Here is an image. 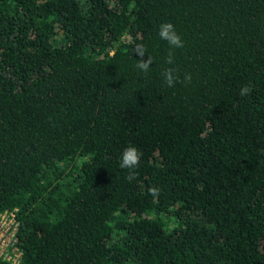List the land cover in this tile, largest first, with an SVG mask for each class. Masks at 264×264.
Returning <instances> with one entry per match:
<instances>
[{
  "label": "trees",
  "instance_id": "trees-1",
  "mask_svg": "<svg viewBox=\"0 0 264 264\" xmlns=\"http://www.w3.org/2000/svg\"><path fill=\"white\" fill-rule=\"evenodd\" d=\"M7 209L0 264H264V0H0Z\"/></svg>",
  "mask_w": 264,
  "mask_h": 264
},
{
  "label": "clouds",
  "instance_id": "clouds-1",
  "mask_svg": "<svg viewBox=\"0 0 264 264\" xmlns=\"http://www.w3.org/2000/svg\"><path fill=\"white\" fill-rule=\"evenodd\" d=\"M159 36L162 40L167 41V43L172 48H182L184 46L180 35L176 32L175 27L172 23L161 24L159 27ZM136 55L139 57V62L137 63L136 67L139 70L147 73L152 63V58L146 57L145 51L143 50L142 47H137ZM167 63L168 64L173 63V58H172L171 53H169V56L167 58ZM174 72L175 70L172 68H167L164 70L163 76H164L165 82L167 83L169 87L173 86L176 82L177 77L175 76ZM185 79L190 80V76H186ZM250 91H251V87L249 85H245L243 88H241L240 94L242 96L248 95ZM141 156H142V153L137 147L133 145L127 146L121 154L120 167L123 169L134 170L135 168L138 167ZM127 179L130 182L133 179H135L134 171L129 172ZM148 191L153 196L159 195V190L156 187H151L148 189Z\"/></svg>",
  "mask_w": 264,
  "mask_h": 264
},
{
  "label": "built area",
  "instance_id": "built-area-1",
  "mask_svg": "<svg viewBox=\"0 0 264 264\" xmlns=\"http://www.w3.org/2000/svg\"><path fill=\"white\" fill-rule=\"evenodd\" d=\"M18 219L16 209L4 210L0 214V260L18 263L20 250L17 245Z\"/></svg>",
  "mask_w": 264,
  "mask_h": 264
}]
</instances>
